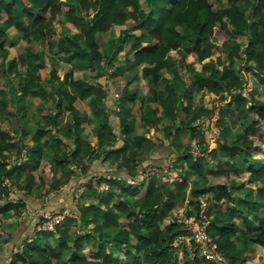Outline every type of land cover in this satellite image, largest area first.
<instances>
[{
	"label": "clouds",
	"instance_id": "obj_1",
	"mask_svg": "<svg viewBox=\"0 0 264 264\" xmlns=\"http://www.w3.org/2000/svg\"><path fill=\"white\" fill-rule=\"evenodd\" d=\"M0 264H264V0H0Z\"/></svg>",
	"mask_w": 264,
	"mask_h": 264
}]
</instances>
